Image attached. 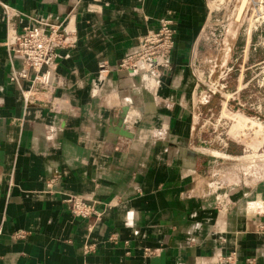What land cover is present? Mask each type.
<instances>
[{
	"label": "crops",
	"instance_id": "1",
	"mask_svg": "<svg viewBox=\"0 0 264 264\" xmlns=\"http://www.w3.org/2000/svg\"><path fill=\"white\" fill-rule=\"evenodd\" d=\"M163 17L170 68L119 73ZM207 18L206 0H0V264H264V168L212 179L197 130ZM32 19L75 34L46 91L11 81V36ZM70 196L101 215L75 218Z\"/></svg>",
	"mask_w": 264,
	"mask_h": 264
},
{
	"label": "rangeland",
	"instance_id": "2",
	"mask_svg": "<svg viewBox=\"0 0 264 264\" xmlns=\"http://www.w3.org/2000/svg\"><path fill=\"white\" fill-rule=\"evenodd\" d=\"M206 1L208 18L197 40L204 63L194 69L204 82L197 130L203 152L216 160L208 173L218 180L245 162L247 180H258L264 168V0ZM229 112L260 122L262 135Z\"/></svg>",
	"mask_w": 264,
	"mask_h": 264
},
{
	"label": "built area",
	"instance_id": "3",
	"mask_svg": "<svg viewBox=\"0 0 264 264\" xmlns=\"http://www.w3.org/2000/svg\"><path fill=\"white\" fill-rule=\"evenodd\" d=\"M5 10L9 15L10 11ZM175 34V25L171 18L159 19L157 28L148 31L139 39L136 49L120 60L116 70L130 76L157 77L161 69L170 68V56L175 46ZM11 37V50L23 65L21 71L13 74L11 81L30 80L32 92L46 91L52 88V77L56 69L58 51L72 48L75 44V34L67 27L66 20L32 19ZM197 82L204 85V82L199 78H197ZM52 182L53 179L48 185L51 186ZM64 202L75 218H98L101 215L98 204L85 201L78 196H70ZM16 235L22 237L23 233L19 232ZM251 263V261L247 262V264Z\"/></svg>",
	"mask_w": 264,
	"mask_h": 264
},
{
	"label": "bare ground",
	"instance_id": "4",
	"mask_svg": "<svg viewBox=\"0 0 264 264\" xmlns=\"http://www.w3.org/2000/svg\"><path fill=\"white\" fill-rule=\"evenodd\" d=\"M245 2V0H243V3ZM229 115H231L232 117H234V116H237V118H239L238 120H244L245 119V121H244V123H243V125H248L249 127H251L253 130H255V131H261L262 130V124L260 123V122H258V121H254L253 119H251V118H247L246 116H244L243 114H234L233 112H229L228 113ZM237 120V119H236ZM237 120V121H238ZM238 126H240L239 124L238 125H236V128L238 127ZM224 157V156H223ZM247 159V158H246Z\"/></svg>",
	"mask_w": 264,
	"mask_h": 264
}]
</instances>
